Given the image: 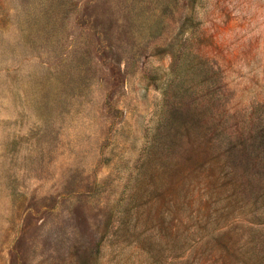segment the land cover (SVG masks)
I'll use <instances>...</instances> for the list:
<instances>
[{
    "label": "rangeland",
    "instance_id": "rangeland-1",
    "mask_svg": "<svg viewBox=\"0 0 264 264\" xmlns=\"http://www.w3.org/2000/svg\"><path fill=\"white\" fill-rule=\"evenodd\" d=\"M0 264H264V0H0Z\"/></svg>",
    "mask_w": 264,
    "mask_h": 264
}]
</instances>
